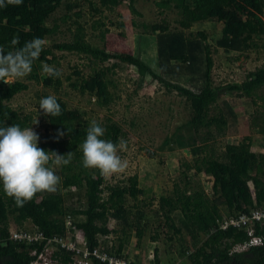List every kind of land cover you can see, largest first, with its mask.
I'll list each match as a JSON object with an SVG mask.
<instances>
[{
  "label": "trees",
  "instance_id": "obj_1",
  "mask_svg": "<svg viewBox=\"0 0 264 264\" xmlns=\"http://www.w3.org/2000/svg\"><path fill=\"white\" fill-rule=\"evenodd\" d=\"M65 1L69 0H23L19 6L8 5L1 8L0 47L5 52L14 51L33 38L44 39V34L49 30L50 19ZM123 1L125 0H111V3L116 6ZM159 4L163 8H174L178 12L181 27V30L175 31L170 30L167 24L151 27L156 36L160 73H156L140 55L107 53L92 45L81 25L73 33L71 40L60 42L53 48L84 55L89 61L87 66L92 70L102 65L99 71L88 76H84L79 69L75 70L78 81L71 83V86L80 94L86 92L92 95L96 103L103 107L111 103L113 93L109 88L115 86L108 74H115L119 64L123 62L137 69L140 80L149 77L167 90H175L179 96L185 98L190 107V119L186 127L195 134L206 129L201 141L207 143L213 138L210 128L215 125L217 132L221 134L224 125L221 116L210 114L209 105L219 94L228 91L247 99L257 96V92L264 89V67L249 73L240 82L214 87L210 81L213 61L207 34L198 32L192 38L185 30L190 29L193 24L212 19L226 21L227 26L222 30L217 47L224 52L254 50L257 48L254 38L264 33V0H163ZM71 7L67 3V9L70 10ZM92 8L94 12H98L95 6L92 5ZM16 36H19V43L13 46L11 41ZM110 61L114 62L110 64ZM53 63L54 60L40 53L39 58L33 62L32 71L26 81L42 83L44 87L55 85L56 91L61 89L62 81L59 77H46L42 72V65ZM106 63L109 65L103 66ZM201 63L205 65L204 73L199 74L202 84L195 90L171 83L166 78L173 73L178 74L176 70L180 69L191 73ZM28 88V84L24 82L17 81L7 85L0 80V127L12 124H19L22 128L33 126L31 115H23L10 107L13 99L27 92ZM259 98L264 100V93ZM57 102L62 110L60 116H45L41 110L39 118L46 123L45 130H50L51 134L46 135L45 141L37 146L65 155V158L67 153L72 152L70 163L55 169L61 181L54 193H37L23 207H18L12 198L5 195L0 184V264H31L38 254L52 244L54 238L66 235L68 218L71 226L84 236L89 249L103 246L109 250L106 240H100L101 236L112 232L107 227L108 219L119 220L127 229L140 226L143 213L138 211L139 217L136 221L124 205L125 194L129 188L126 185H107L99 170L82 166V151L79 146L86 137L90 121L77 110L68 109L59 96ZM255 121V132L264 135V118L258 119L255 116ZM97 123L106 129L104 139L118 142L123 135L120 126L108 117ZM58 131L64 135L58 137ZM200 153V147L193 149L195 156ZM199 161L195 165L196 172L209 175L214 180L212 196L203 189H192L188 179L186 186L175 188L172 195L160 199V211L166 225L174 229L176 234H182L185 229L193 240L205 235L201 245L192 252L187 250L192 264H264V245L251 247L244 252L233 250L236 243H245L248 240L245 230L235 226L218 228V221H222L227 215H249L254 210L264 211V155L251 150V137L245 135L236 143H227L220 156L201 157ZM70 188L84 191L85 201L77 209L65 206L63 191ZM222 206L229 209L231 214H223ZM10 221L18 228L29 223L35 232L42 235V240L30 245L9 241ZM143 231L142 228L137 232L139 238ZM255 234H263V229L257 223ZM153 238L158 239L159 235ZM121 240L118 247L113 248V252L119 257L124 248V241ZM32 251H35L34 255L31 254ZM158 252L156 249L155 264H160ZM70 256L71 252L60 246L52 254L58 264H67ZM94 264L107 262L99 263L94 260Z\"/></svg>",
  "mask_w": 264,
  "mask_h": 264
},
{
  "label": "rangeland",
  "instance_id": "obj_2",
  "mask_svg": "<svg viewBox=\"0 0 264 264\" xmlns=\"http://www.w3.org/2000/svg\"><path fill=\"white\" fill-rule=\"evenodd\" d=\"M162 1L125 0L116 6L111 0L65 1L49 21V30L44 34L47 43L41 52L54 60L49 66L60 71L61 89L56 91L55 85L44 87L42 83L27 82L26 76L18 81L28 84V91L16 96L10 103L13 110L31 115L33 121L38 120V124L31 127L39 136L38 143L44 142L45 136L51 134L50 130H45L46 123L39 118V102L49 95L59 96L68 109L84 114L90 122H103L108 117L120 126L123 134L120 139L127 142V151L118 154L127 160L128 167L122 173L104 178L107 185H126L129 190L125 194V208L136 221L138 211L143 213V217L140 226L130 229L125 228L119 220L108 219L107 227L112 232L101 236L100 240H106L108 249L113 252V248L118 247L123 239L124 248L120 256L127 264H155L156 249L159 250L160 264H192L188 253L201 245L205 235L193 240L185 229L182 234H176L162 216L161 197L172 195L175 188L186 186L188 179L192 189H203L212 196L213 178L197 173L195 165L201 157L220 156L227 143H236L245 135L251 137V150L264 155V135L255 132V116L264 118V100L259 98L264 89L259 90L252 99L238 97L229 91L219 94L209 105V111L212 116L224 119L222 132L219 134L213 125L210 128L213 138L203 143L201 138L206 134V129L195 134L186 127L191 111L185 98L149 77L140 80L137 69L126 62L119 64L115 74H108L115 86L109 88L113 93L112 101L106 107L97 104L92 95L86 92L80 94L71 86V83L78 81L75 70L79 69L84 76H88L102 67L99 65L92 70L87 66L89 61L84 55L53 48L60 42L71 40L80 25L84 27L87 40L92 45L107 53L140 55L156 73H160L156 36L151 27L167 24L170 30H181L178 12L174 8L160 6ZM67 3L72 6L70 10ZM92 5L98 12H94ZM226 26V21L212 19L193 24L185 30L192 38L198 32L207 34L213 61L210 81L214 87L240 82L249 73L264 67V33L254 38L257 44L254 50L224 52L217 47V41ZM204 70L205 65L201 63L191 73L180 69L176 70L178 74L173 73L174 76L172 74V77L168 75L166 78L171 83L195 90L202 84L199 74ZM196 147H200L201 153L195 156L193 149ZM250 186L253 191L251 182ZM63 194L65 206L70 209H77L85 201L83 190L70 188L64 190ZM221 209L223 214H231L224 206ZM142 228L144 231L139 238L137 232ZM15 230L34 231L29 223L18 228L10 221L9 232ZM157 234L159 238L154 239ZM56 249L52 246L45 254L51 257Z\"/></svg>",
  "mask_w": 264,
  "mask_h": 264
},
{
  "label": "clouds",
  "instance_id": "obj_3",
  "mask_svg": "<svg viewBox=\"0 0 264 264\" xmlns=\"http://www.w3.org/2000/svg\"><path fill=\"white\" fill-rule=\"evenodd\" d=\"M22 3L23 0H0V8ZM18 43L19 36H16L11 44L15 46ZM46 43L44 39L36 37L14 51L5 52L0 47V80L12 85L28 76ZM42 72L48 77L61 75L59 70L47 64L42 65ZM39 109L50 117H58L62 112L54 95L41 98ZM32 124H38V120L35 119ZM105 133L104 127L95 120L91 121L79 147L82 151V166L97 169L102 176L108 177L122 173L128 167L127 160L118 154L127 151V142L122 138L118 142L104 139ZM62 135L64 133L57 132L58 137ZM38 140V134L31 127L22 128L19 124L0 127V184L5 195L12 198L18 207H23L37 193H54L61 181L55 168L70 163L72 152L67 153L65 158V155L38 147Z\"/></svg>",
  "mask_w": 264,
  "mask_h": 264
},
{
  "label": "built area",
  "instance_id": "obj_4",
  "mask_svg": "<svg viewBox=\"0 0 264 264\" xmlns=\"http://www.w3.org/2000/svg\"><path fill=\"white\" fill-rule=\"evenodd\" d=\"M256 223L263 229L262 235L255 234ZM71 225V220L68 218L66 222V235L54 238L52 244L42 253L38 254L37 259L31 264H58L57 260H54L52 257L54 251L51 257L45 254L47 249L52 246L56 248L60 246L71 252L67 264H94V260H97L99 263L107 262V264H127L126 260L119 257L115 252L104 249L103 246L89 249L84 236ZM229 226L241 228L248 235V240L245 243H236L233 250L244 252L251 247L264 245V211L254 210L249 215H245V213L231 214L227 215L222 221H218V228L226 229ZM41 240L42 235L35 231L15 230L9 232V241L11 242H23L26 245H30L32 242H40ZM31 254L34 255L35 251H32Z\"/></svg>",
  "mask_w": 264,
  "mask_h": 264
}]
</instances>
